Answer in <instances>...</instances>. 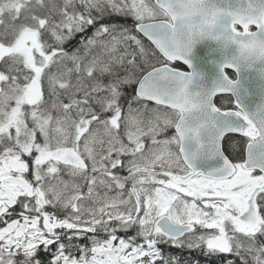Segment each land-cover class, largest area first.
I'll return each mask as SVG.
<instances>
[{
  "label": "snow or ice",
  "instance_id": "snow-or-ice-1",
  "mask_svg": "<svg viewBox=\"0 0 264 264\" xmlns=\"http://www.w3.org/2000/svg\"><path fill=\"white\" fill-rule=\"evenodd\" d=\"M204 38L211 86L188 71ZM250 70L264 0H0V264H264Z\"/></svg>",
  "mask_w": 264,
  "mask_h": 264
},
{
  "label": "water",
  "instance_id": "water-1",
  "mask_svg": "<svg viewBox=\"0 0 264 264\" xmlns=\"http://www.w3.org/2000/svg\"><path fill=\"white\" fill-rule=\"evenodd\" d=\"M189 59L192 61L190 71L201 75L198 82L211 86L218 76L219 62L223 59L220 44L211 38L198 40L189 54ZM244 73H242V80Z\"/></svg>",
  "mask_w": 264,
  "mask_h": 264
},
{
  "label": "flooded vegetation",
  "instance_id": "flooded-vegetation-1",
  "mask_svg": "<svg viewBox=\"0 0 264 264\" xmlns=\"http://www.w3.org/2000/svg\"><path fill=\"white\" fill-rule=\"evenodd\" d=\"M252 30H255L254 26H253ZM176 66L182 67V65L179 63H177ZM185 67H187V66H185ZM188 71H190L189 68H188ZM244 74L245 75L243 78V82L247 86L249 92L251 93V95L246 96L244 98V102L248 103L249 105H254L261 98V89L264 88V82H262L260 80L259 76L257 75V73L255 71L250 70V71L245 72ZM230 75H232L231 72H230ZM149 106L153 107L154 104L152 102H149ZM169 134H171V131L169 132ZM120 235H123V233H120ZM161 248L166 253L178 255L182 259H194V260H199L200 262H204V263L212 262L214 264H218L216 256H206V255H204V253L202 251H192V250H188L186 248L180 249V248H176L174 246L168 245V244L161 245ZM227 258L235 259L236 261L239 262L238 258H236V257L228 256Z\"/></svg>",
  "mask_w": 264,
  "mask_h": 264
},
{
  "label": "trees",
  "instance_id": "trees-1",
  "mask_svg": "<svg viewBox=\"0 0 264 264\" xmlns=\"http://www.w3.org/2000/svg\"><path fill=\"white\" fill-rule=\"evenodd\" d=\"M117 20H118V22H120V23H127L129 26L130 25H132V23H133V21H132V19L130 18V17H128V18H117ZM81 37L78 35L75 39H73V41L71 42V44L70 45H68V47H71L72 45H75V44H77V41L80 39ZM142 39H144V42H145V44L146 45H149L150 46V42L149 41H147V39L146 38H143V37H141ZM87 243V240H82V241H80V243ZM200 264H214V263H212V262H209V263H204V262H200ZM236 264H239V262L238 261H236Z\"/></svg>",
  "mask_w": 264,
  "mask_h": 264
},
{
  "label": "rangeland",
  "instance_id": "rangeland-1",
  "mask_svg": "<svg viewBox=\"0 0 264 264\" xmlns=\"http://www.w3.org/2000/svg\"><path fill=\"white\" fill-rule=\"evenodd\" d=\"M104 234H101V236H103Z\"/></svg>",
  "mask_w": 264,
  "mask_h": 264
}]
</instances>
